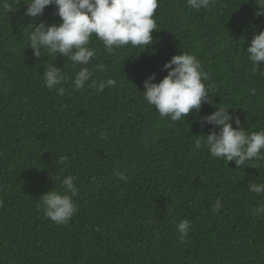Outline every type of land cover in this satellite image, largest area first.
I'll list each match as a JSON object with an SVG mask.
<instances>
[{
  "label": "trees",
  "instance_id": "obj_1",
  "mask_svg": "<svg viewBox=\"0 0 264 264\" xmlns=\"http://www.w3.org/2000/svg\"><path fill=\"white\" fill-rule=\"evenodd\" d=\"M24 2L0 12V264H264V214H252L264 194L248 189L264 182V161L240 168L195 148L214 127L198 119L215 107H231L249 132L264 129V62L257 73L245 53L264 30L254 0H215L199 11L186 0H158L154 43L108 53L93 36L92 77L75 92L78 69L66 56L38 58L28 46L30 24L60 22L55 6L29 18ZM182 51L200 59L215 92L198 114L173 122L141 93ZM50 64L67 77L57 86L63 97L44 85ZM108 78L116 85L98 93L92 81ZM67 175L77 178L78 210L57 224L38 204L50 190L63 193ZM184 219L190 229L181 240Z\"/></svg>",
  "mask_w": 264,
  "mask_h": 264
},
{
  "label": "clouds",
  "instance_id": "obj_2",
  "mask_svg": "<svg viewBox=\"0 0 264 264\" xmlns=\"http://www.w3.org/2000/svg\"><path fill=\"white\" fill-rule=\"evenodd\" d=\"M24 2V0H23ZM256 11L254 16H264V0H254ZM20 0H0V12L11 13L16 11ZM215 0H186L187 7L192 10H207ZM24 15L29 18L42 16L46 6H55L59 23H45L40 21L34 26L29 25L27 39L28 46L33 54L40 57L42 54H63L72 62V67L78 69L72 80V90L79 91L91 79L92 71L88 67L96 57V50L90 47L93 36L103 43L108 53L127 45L146 49L154 43L151 33L157 31V20L154 13L158 8V0H27ZM13 51H15L13 49ZM248 61L257 72L258 62H264V30L254 34L246 49ZM163 69L167 74L158 82L152 74L143 82L145 91L143 99L155 107L161 117H170L175 122L185 120L191 112L199 113L202 102L210 104L215 92L209 81V73L204 70L202 62L194 54L182 51L164 63ZM258 73V72H257ZM67 80L61 68L50 64L43 73L44 85L49 89H56L58 96L63 97L66 89L62 85ZM92 85L97 92H103L105 87H114L116 81L112 78L106 80H93ZM252 95L255 88L249 89ZM217 110L210 115L198 119L203 127L205 123L213 125L207 136L195 140V148H206L210 155L223 159L227 163L235 162L237 166L248 167L252 161H264V129L247 131L241 126L237 116L230 115L231 107H215ZM236 127H232V123ZM218 129V131L216 130ZM67 160L60 157V163ZM252 168L259 164H251ZM113 175L119 180L128 182L129 177L123 172L114 170ZM76 177L67 175L60 180L64 192L50 190L40 198L38 207L42 209L45 218L57 224H67L78 207L73 197L78 195L79 189L75 186ZM250 192L264 194V182L249 183ZM3 207V201H0ZM222 207L220 200L213 205V211ZM252 214H264V201H258ZM190 222L187 219L177 224L180 239L184 240L189 233Z\"/></svg>",
  "mask_w": 264,
  "mask_h": 264
}]
</instances>
